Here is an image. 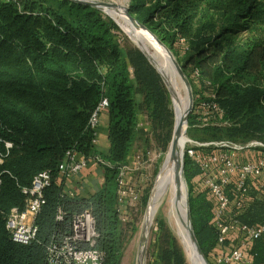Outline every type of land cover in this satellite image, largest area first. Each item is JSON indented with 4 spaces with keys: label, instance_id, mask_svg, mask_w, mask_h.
<instances>
[{
    "label": "trees",
    "instance_id": "1",
    "mask_svg": "<svg viewBox=\"0 0 264 264\" xmlns=\"http://www.w3.org/2000/svg\"><path fill=\"white\" fill-rule=\"evenodd\" d=\"M131 13L175 56H184L185 73L199 88L196 103L216 95L226 125L203 128L207 140L264 141V0H159L154 9L132 0ZM104 99L110 103L107 154L98 150L91 126ZM169 106L161 76L139 50L123 48L119 27L103 12L70 0H26L21 8L0 2V264H45L51 245L71 232L73 216L88 207L97 218L104 264H120V171L141 134V112L155 125ZM189 125H197L195 114ZM171 137L165 138L168 144ZM68 153L105 163L98 194L81 199L66 193L59 168ZM43 172L52 182L35 218L37 237L16 243L7 219L14 210H26L24 190ZM199 174L187 158L195 232L215 264L219 234L207 192L194 195ZM61 211L64 221L58 220ZM241 219L264 223V204L255 201ZM252 252L253 264H264L263 240ZM151 264L187 263L174 243Z\"/></svg>",
    "mask_w": 264,
    "mask_h": 264
},
{
    "label": "built area",
    "instance_id": "2",
    "mask_svg": "<svg viewBox=\"0 0 264 264\" xmlns=\"http://www.w3.org/2000/svg\"><path fill=\"white\" fill-rule=\"evenodd\" d=\"M26 0H0L22 7ZM196 103V101H195ZM110 103L104 99L91 119V126L99 128L103 114L108 112ZM193 113L198 127H222L226 125L225 112L212 94L198 101ZM7 149L12 144H6ZM184 155L194 162L200 174L194 183V193L207 192L213 210V225L219 234L215 264H253V247L256 241H264V223L249 225L241 216L255 201L264 204V142L254 140L246 144L231 141L199 142L189 139ZM1 161V158H0ZM94 163H105L102 160ZM90 162L78 155L68 153L59 168L60 176L70 179L80 174ZM128 166L121 168L117 212L123 214L130 204L139 200V193L126 183ZM52 176L48 172L39 174L30 189L24 212L14 210L7 219V229L14 242L30 244L36 239L38 229L35 218L44 201V190L50 186ZM66 213L60 212L59 221ZM101 233L93 208L88 207L76 213L71 222V232L61 241L51 245L45 264H104V254L99 249Z\"/></svg>",
    "mask_w": 264,
    "mask_h": 264
},
{
    "label": "rangeland",
    "instance_id": "3",
    "mask_svg": "<svg viewBox=\"0 0 264 264\" xmlns=\"http://www.w3.org/2000/svg\"><path fill=\"white\" fill-rule=\"evenodd\" d=\"M99 1L110 2L115 5L128 7L130 9L132 6V0ZM144 1L146 2V8L149 9H154L159 2V0ZM103 14L106 20L115 23L119 27V33L122 35V46L127 52L130 53L133 50L141 49L137 45L135 40L128 34V32L122 28L121 25L124 26V24L120 18H117L116 16H108L106 13ZM176 58L182 66L186 65V60L184 59V56L182 54L180 56L176 55ZM174 75L177 80L176 83L183 89L182 81L176 73ZM163 85L165 87L167 95L169 96L170 106L169 110L165 111L163 114L162 123L156 122L155 125L151 124L149 114L141 112L147 117L148 131L144 130V132H141L140 136L143 137L135 142L134 147H137L141 151L138 155V160L143 163L141 172L145 176V181H143L141 185H138L136 187V189L139 191V200L135 204H130L126 209H124L123 214L119 216L121 229L120 264H141V244L151 210L148 209V206H150L149 201L151 195L152 197H154L159 176L166 166L170 154V147L173 137H171L172 140L169 141V144L168 142H166L165 138H167V136L170 137V133L174 135L177 116L172 96L170 95L164 81ZM192 87L196 99V93L198 92L199 88L196 87V85H192ZM139 98H141V101L144 100L143 96ZM193 114L194 113H192L191 116ZM202 129L203 128L198 127V123L197 125H193L192 127L188 124L187 137L194 141L211 142L207 140L209 136L204 132V129ZM184 157L186 161V155H184ZM187 187L188 198L190 202L191 190L188 182ZM186 195L187 189L183 181L181 183V187L175 186V184L172 182L165 190V192L161 194L156 206L153 223L149 231L145 261L143 264H151L156 256L161 253V251L171 248L174 243L177 244V246H179V248L181 249L187 264H204L201 256L197 255V253L192 249L190 245L189 235L187 234V231L185 229ZM160 225H163L162 230L160 228Z\"/></svg>",
    "mask_w": 264,
    "mask_h": 264
},
{
    "label": "bare ground",
    "instance_id": "4",
    "mask_svg": "<svg viewBox=\"0 0 264 264\" xmlns=\"http://www.w3.org/2000/svg\"><path fill=\"white\" fill-rule=\"evenodd\" d=\"M127 7L116 5V8L110 9L106 8L105 13L108 16H116L117 18H120L123 21L122 28L128 32V34L135 40L137 45L143 50V52L151 59L153 65H155L157 68V71L159 70L160 74L164 77L166 83L168 84L169 89L172 92V100L174 102V108L177 116V124L182 123L184 120L189 106H190V95L189 91L186 88L185 84L183 83L176 65L174 64L173 58L170 56L169 52L162 48L155 38H153L150 34L143 32L139 30L132 22L131 20L127 17V12L126 9ZM177 74V76L180 78L182 81V86L183 89L176 83L177 80L174 77V74ZM189 140L188 137H182L181 143L179 145V151L181 154V151L183 149V143L187 142ZM185 150V149H184ZM183 150V152H184ZM180 174L179 170L177 169V165L175 161L172 160V155H171V150L170 154L166 163V166L162 170L157 188L154 194V197H152L149 210H150V215L149 219L146 224V230L144 232L143 236V241L141 244V252H140V262L143 264L142 261V250L146 247L147 241H148V236H149V231L151 228V225L153 223V218L155 215L156 211V206L157 203L160 199V196L165 190L168 188V186L173 182L175 186H179V181L180 179ZM182 183V181H181ZM185 229L187 231V234H190L185 226ZM190 245L192 249L197 253V255H200L197 251L196 246L192 242L190 238Z\"/></svg>",
    "mask_w": 264,
    "mask_h": 264
},
{
    "label": "water",
    "instance_id": "5",
    "mask_svg": "<svg viewBox=\"0 0 264 264\" xmlns=\"http://www.w3.org/2000/svg\"><path fill=\"white\" fill-rule=\"evenodd\" d=\"M73 3L79 4V5H83L86 7H91V8H95L103 13H105V9L106 8H116V5L110 2H104V1H99V0H70ZM126 12H127V17L131 20V22L141 31L146 32L148 34H150L153 38H155V40L157 41V43L164 48L165 50H167L170 54V56L173 58L174 64L177 67L178 73L183 81V83L185 84L186 88L189 91V95H190V106L188 109V112L184 118V120L182 121V123L177 124L175 126V131H174V135H173V140L171 143V155H172V160L175 161L176 165H177V169L179 170V174H180V181H179V186L181 187V181L184 182L185 187L187 189V195H186V207H185V212H186V228L190 234V238L192 240V242L194 243V245L197 248L198 253L200 254L204 264H210V262L207 260V258L205 257V255L203 254L201 247L199 245V241L195 232V228H194V224H193V219H192V212H191V205L189 202V198H188V187H187V179L185 176V157H184V152L183 150L185 149L187 142L183 143V149L181 151H179V145L181 143L182 137H187V129H188V124H189V118L191 116V114L193 113L194 107H195V96L193 93V87L191 84V81L189 79V77L187 76V74L185 73V68L186 65H181L179 63V61L177 60L175 54L172 52V50L156 35L154 34L146 25L142 24L141 22H139L137 20V18L135 16L132 15L131 13V9L130 8H125ZM145 56L146 58L149 60L150 64L155 68V70L157 71L156 67L153 65L151 59H149V57L141 50L139 49ZM158 74L161 76L162 80L164 81L165 85L168 88V91L170 93V95L172 96V92L168 87V84L166 83L164 77L160 74L159 71H157ZM153 193V192H152ZM181 196V194H180ZM152 200V195L149 201V205L151 203ZM149 209V206H148ZM147 246V245H146ZM146 247L142 250V261L144 263L145 261V255H146Z\"/></svg>",
    "mask_w": 264,
    "mask_h": 264
},
{
    "label": "crops",
    "instance_id": "6",
    "mask_svg": "<svg viewBox=\"0 0 264 264\" xmlns=\"http://www.w3.org/2000/svg\"><path fill=\"white\" fill-rule=\"evenodd\" d=\"M139 101H141V98H139ZM109 124V113L106 112L103 114L101 124L96 131V146L99 151L105 154H107L110 150ZM147 128V117L145 114L141 113L139 115V132H144V130L148 131ZM142 137L143 136L138 135L136 141ZM140 152L141 151L137 147H134L130 153L127 163L129 170L126 175V183L128 186L133 187L134 189H136L138 185H141L142 182L145 181V176L141 172L143 163L138 160V155ZM104 181L105 172L103 167L100 164L91 162L89 166L80 174L70 179H66L65 191L69 196L88 199L91 196L98 194L102 190ZM194 195L196 196L198 194L194 193Z\"/></svg>",
    "mask_w": 264,
    "mask_h": 264
}]
</instances>
